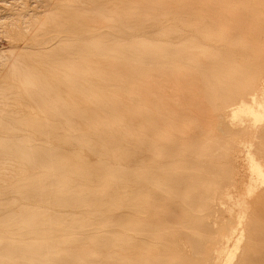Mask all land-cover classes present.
I'll use <instances>...</instances> for the list:
<instances>
[{
	"label": "bare ground",
	"instance_id": "bare-ground-1",
	"mask_svg": "<svg viewBox=\"0 0 264 264\" xmlns=\"http://www.w3.org/2000/svg\"><path fill=\"white\" fill-rule=\"evenodd\" d=\"M63 1L0 94V264H264V0Z\"/></svg>",
	"mask_w": 264,
	"mask_h": 264
},
{
	"label": "rangeland",
	"instance_id": "rangeland-1",
	"mask_svg": "<svg viewBox=\"0 0 264 264\" xmlns=\"http://www.w3.org/2000/svg\"><path fill=\"white\" fill-rule=\"evenodd\" d=\"M5 1V2H4ZM22 1L23 0H0V21L1 20H4V21H1L2 23H0V24H3V25H1L0 26V83H7L6 84V86H5V84H0V94L1 93H3V94H6V95H9V91H8V89H7V87H8V82H9V80H10V77H11V73L10 72H12L13 70H16V68L18 69L20 66H22V62L20 61V59H21V56L22 55H26V54H30L32 51H34L35 50V48L34 47H36L37 46V44H36V42H38V41H41V40H45V39H49V38H51V37H53L52 35V33H50V34H44V33H42L44 30H32L33 28H32V26H33V24L34 23H38L39 21H41V20H45L46 19V17L48 18V17H50V16H53V14H54V10H53V7H57V5H58V8H59V6L60 7H63L64 5V1L63 0H55V1H53V0H50V1H47V0H24V3H22ZM57 1V2H56ZM3 2V3H2ZM35 2H38V4L37 3H35ZM53 2V3H52ZM56 2V3H55ZM8 5H7V4ZM27 5H26V4ZM58 3V4H57ZM5 4V5H4ZM4 6V7H3ZM20 6V7H19ZM22 6H23V8H22ZM49 6V7H48ZM4 9H2V8ZM10 7V8H9ZM46 7V8H45ZM51 7V8H50ZM9 8V9H8ZM25 8V9H24ZM8 9V11H6V10ZM15 9V10H14ZM18 9V10H17ZM39 9V10H38ZM49 9V10H48ZM50 9H51V11H50ZM3 11H4V13H3ZM6 11V12H5ZM12 11V12H11ZM49 11L51 12V13H49ZM41 13V14H40ZM47 13V14H46ZM3 14V15H2ZM5 14V15H4ZM14 14V15H13ZM43 14H45V16L43 15ZM4 16V17H3ZM5 16H7V17H5ZM34 16V17H33ZM3 17V18H2ZM9 17V18H8ZM12 17V18H11ZM21 17V18H20ZM37 17V18H36ZM5 18H7V19H5ZM10 19V20H9ZM12 19V20H11ZM16 19V20H15ZM21 19H22V21H21ZM34 19V20H33ZM8 20V21H7ZM25 22H24V21ZM5 21H6V23H5ZM14 21V22H13ZM29 21V23L30 24H28V23H26V22H28ZM13 24H12V23ZM17 22L19 23V24H17ZM11 24V26H10V24ZM20 23H23V25H21ZM7 24H9V27L8 26H6ZM5 25V27L8 29H6V28H4L3 26ZM17 25V26H16ZM24 25L26 26V27H24ZM12 26H16V28H12ZM19 26V27H18ZM11 27V28H10ZM18 27V28H17ZM2 28V29H1ZM26 28V29H25ZM9 30H11V31H9ZM18 30V31H17ZM25 30V32L27 31V30H29V31H27L26 33H24L23 31ZM9 31V32H8ZM20 31V32H19ZM32 31V32H31ZM14 32L15 33H17V32H19V33H17V34H14ZM22 32V33H21ZM21 33V34H20ZM30 33L31 34H34V35H30ZM14 34V35H13ZM25 36H23V35ZM38 34V35H37ZM26 35H28V36H26ZM15 36H17V38H18V36H20L19 37V39H21L22 40V43H21V40L20 41H18L19 39H17ZM15 37V38H14ZM13 38V39H12ZM27 38V39H26ZM16 40V41H15ZM25 40V44L23 43V41ZM30 42V43H29ZM52 44H53V42H50V43H48V44H45L44 46H46V48H48V47H50V46H52ZM20 48V49H19ZM22 48V49H21ZM11 50L13 51V52H11ZM21 50H23L24 51V53L23 52H21ZM17 51H20V52H17ZM27 51V52H26ZM28 51H30V53L28 52ZM15 52V53H14ZM11 55V56H10ZM15 57H14V56ZM17 55H18V57H17ZM7 56V57H6ZM9 57V58H8ZM15 58V59H14ZM17 62V64H16V62ZM19 64V65H18ZM11 65V66H10ZM7 66H8V68H7ZM10 67H11V69H10ZM8 70V71H7ZM7 73H8V75L9 76H7ZM6 78H7V80H6ZM3 81V82H2ZM6 81V82H5ZM2 85H4V86H2ZM9 99H8V103L10 104V105H13V104H16V102L14 103V102H11V100H13L14 98L11 96V95H9ZM122 100H124L125 101V99H123V98H121ZM127 101V100H126ZM125 101V102H126ZM252 108L253 109H255L256 108V106L255 105H252ZM189 112H188V115H190L189 113H190V111L191 112H193L192 111V109L191 108H189V110H188ZM32 112V113H31ZM31 112H29L30 114H40V112L38 111V110H31ZM192 114V113H191ZM194 112H193V114L191 115V117H194ZM194 118H196L197 119V117H194ZM197 120H199V119H197ZM196 120V124L198 123H200L199 121H197ZM211 122H209L208 121V125H209V128L210 129H212L213 130V132H216L215 131V129H216V127H215V124L213 123V121L212 120H210ZM202 124V123H201ZM200 124V125H201ZM197 130V129H196ZM45 138V137H44ZM44 138H42V139H44ZM50 138H45L44 140L46 141H49V142H51L50 140H49ZM46 141V142H47ZM48 142V143H49ZM69 146V145H68ZM67 146V144H63V146H60L59 145V143H57L56 144V147H57V149H59V151H61V152H63V151H66V153H68L69 155H71L72 153H74L73 152V149H71V148H67L68 147ZM59 147V148H58ZM65 148H67V149H65ZM63 149H65V150H63ZM65 153V152H64ZM81 155V156H80ZM80 155H79V159H80V161L81 162H91V161H93V158L94 157H91V154L89 153V151L88 150H85V149H83L81 152H80ZM84 156V157H83ZM83 157V158H82ZM83 159V160H82ZM4 165L5 166H7L8 167V165L7 164H3L2 166H3V168H5L4 167ZM126 168H124L125 170L129 167V165L128 164H126V165H124ZM129 169H131V168H129ZM133 169V168H132ZM230 168H228V170H229ZM1 171H4L1 167H0V172ZM2 174V173H1ZM184 175V174H183ZM108 188V186L107 185H103L101 188H100V191H105L106 189ZM128 190V188H125V190ZM149 202H150V204H153L154 203V199H151V198H149ZM162 202V204H163V206L160 208H158L157 210H154V211H157V212H159V214L157 213V212H155L156 214H158V218L160 219V220H164V221H166L168 218H166V213L167 214H169V208H173V207H171V204L170 203H168V204H170L169 205V208H168V205H166L167 204V202L165 203L164 201H161ZM155 209V208H154ZM169 209V210H168ZM150 210H152V209H150ZM154 211L152 210V214L150 213V211H149V209H148V211H146V213H145V211H144V213H145V216L146 217H144L143 215H144V213H140V215H134L132 212H128V214L127 215H129L131 218H134L135 216H137V217H139L140 219H143V220H147L148 221V217L150 218H154V219H157V216L155 217V213H154ZM166 211H169V212H166ZM161 212V213H160ZM164 212H166L165 214H164ZM153 213L155 214V215H153ZM189 213V212H188ZM146 214H151V215H146ZM160 214L163 216V214H164V216L165 217H162V216H160ZM174 214V213H173ZM178 214V215H177ZM177 214H175V215H173V216H175L176 217V219H177V217L179 216V214L180 213H177ZM182 214H186V213H182L181 212V214H180V219H178L177 221H179V223L177 224V223H175V218H172V221H171V219L169 220L170 221V223H167L169 226L168 227H170V228H172V229H174L175 230V228H177V230H175L176 232H175V236H174V240H175V242H176V245L181 249V251H182V253L180 254V256H188V257H190V258H192L193 260H196V259H198V260H200L201 261V258H203V257H206V255H208V254H211L212 253V251H213V247L212 246H210L209 248H207V250H206V255H204V254H201L200 256H196V255H193V253H192V251L190 250V248H188V247H186L187 246V243H186V241H185V239H183L184 237H183V235H181L182 234V232H183V230H182V228H181V224L180 223H182V219H184L183 220V222L185 223L186 222V220L188 219L189 220V218H188V215H183V216H181ZM203 214H205V210H203ZM153 215V216H152ZM83 216V215H82ZM134 216V217H133ZM187 216V217H186ZM186 217V218H185ZM151 218L149 219V220H151ZM162 218V219H161ZM179 218V217H178ZM175 219V220H174ZM96 220H97V218H96ZM187 220V221H188ZM190 221V220H189ZM173 223H175L173 226H172V224ZM180 224V225H179ZM178 225V226H177ZM178 232V233H177ZM179 234V235H178ZM188 235H190V233L188 234ZM183 241V242H182ZM186 244V245H185ZM186 247V248H185Z\"/></svg>",
	"mask_w": 264,
	"mask_h": 264
}]
</instances>
